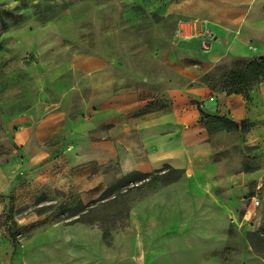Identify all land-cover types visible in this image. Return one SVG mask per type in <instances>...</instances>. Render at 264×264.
<instances>
[{"label": "rangeland", "instance_id": "1", "mask_svg": "<svg viewBox=\"0 0 264 264\" xmlns=\"http://www.w3.org/2000/svg\"><path fill=\"white\" fill-rule=\"evenodd\" d=\"M262 6L264 0H0V264H264L255 248L264 246V153L247 147L245 132L232 124L215 127L231 134L228 150L168 184L158 170L170 169L149 168L134 128L121 131L115 158L104 162L82 159L66 147L70 139L18 136L25 114L82 117L91 93L82 67L108 65L120 88H143L147 78L170 77L164 66L171 55L200 64L203 42L225 29L239 34ZM251 60L228 56L202 81L224 91L231 72ZM165 86L152 83L151 99ZM133 171L147 175L110 190Z\"/></svg>", "mask_w": 264, "mask_h": 264}, {"label": "crops", "instance_id": "2", "mask_svg": "<svg viewBox=\"0 0 264 264\" xmlns=\"http://www.w3.org/2000/svg\"><path fill=\"white\" fill-rule=\"evenodd\" d=\"M216 37L215 41H207L209 49L202 48L206 51L198 54L200 64L186 66L171 55L164 66L170 77L147 78V86L139 89L120 88L122 79L108 65H86L80 72L89 79L91 93L83 100L82 117L73 121L65 110L43 117L25 114L18 136L70 139L66 147L81 151L82 159L104 162L115 158L119 143L115 138L125 136L121 131L134 128L149 154V168H200L232 145L227 129L219 132L214 120L202 117L200 108L207 116L246 123L245 145L256 146L263 154L264 81L250 91L247 100L242 94L213 91L202 79L228 56L264 57V6L255 18L244 22L239 34L225 29ZM157 82L168 86L161 88L158 99H151L155 94L151 84ZM133 116L135 122H130ZM223 137L227 141L219 146L216 140ZM2 178L0 170V189L5 184Z\"/></svg>", "mask_w": 264, "mask_h": 264}, {"label": "trees", "instance_id": "3", "mask_svg": "<svg viewBox=\"0 0 264 264\" xmlns=\"http://www.w3.org/2000/svg\"><path fill=\"white\" fill-rule=\"evenodd\" d=\"M230 75V82H228V86L225 88L224 91L228 94H242L248 100L250 97V91L253 90L262 81H264V57L252 59L248 62L245 69H235L231 72ZM210 85L212 86V83H210ZM199 111L203 118H211L216 123H230L236 130L241 132L248 131L247 125L244 122L241 124H236L233 122H229L228 120H225L223 118L207 116L200 108ZM166 167L170 169L169 172L162 173V170H158V172L160 173L159 179L168 184L180 178V175L183 170L175 169L168 165ZM146 175L147 174H144L139 171L130 172L124 175L115 185L110 188V190L119 189L121 187L129 185L130 183L138 182L141 180V178H144ZM262 240L264 241V238H262ZM255 248L257 249V251L264 253V246Z\"/></svg>", "mask_w": 264, "mask_h": 264}, {"label": "water", "instance_id": "4", "mask_svg": "<svg viewBox=\"0 0 264 264\" xmlns=\"http://www.w3.org/2000/svg\"><path fill=\"white\" fill-rule=\"evenodd\" d=\"M209 46H210V43L209 42H203V44H202V48L203 49H209Z\"/></svg>", "mask_w": 264, "mask_h": 264}, {"label": "built area", "instance_id": "5", "mask_svg": "<svg viewBox=\"0 0 264 264\" xmlns=\"http://www.w3.org/2000/svg\"><path fill=\"white\" fill-rule=\"evenodd\" d=\"M254 204L258 205L259 201L254 199Z\"/></svg>", "mask_w": 264, "mask_h": 264}]
</instances>
